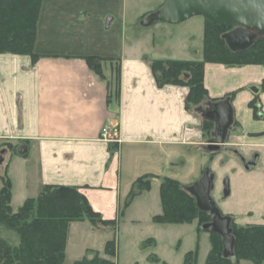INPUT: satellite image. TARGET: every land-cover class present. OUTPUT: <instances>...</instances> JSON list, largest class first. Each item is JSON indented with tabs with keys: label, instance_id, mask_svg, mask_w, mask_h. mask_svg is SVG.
Instances as JSON below:
<instances>
[{
	"label": "crops",
	"instance_id": "0c3cea01",
	"mask_svg": "<svg viewBox=\"0 0 264 264\" xmlns=\"http://www.w3.org/2000/svg\"><path fill=\"white\" fill-rule=\"evenodd\" d=\"M165 1L140 14V21ZM120 6L124 10L125 0H42L36 61L29 55L0 54V188L7 170L16 212L46 185L77 187L104 220L117 221L115 229H97L87 220L71 223L64 264L94 253L107 258L110 232L120 228L127 235L120 236L127 262L168 264L163 245L172 242L164 235L175 225H188L190 251L197 249L196 264H205L210 234L197 221L153 222L162 212L160 182L170 178L190 186L207 166L210 196L221 215L238 227L264 225V65H205L208 98L220 101L233 94L226 141L218 151H209L202 114L185 110L188 89L158 87L151 71L158 60L202 61L205 19L199 16L181 26L140 22L145 30L127 36L124 19L115 15ZM87 57L118 62V97L108 99L106 82L89 68ZM113 67L101 63L111 80ZM255 98L258 119L250 106ZM145 175L154 176L149 190L126 206L133 183ZM1 234L18 244L16 236Z\"/></svg>",
	"mask_w": 264,
	"mask_h": 264
},
{
	"label": "trees",
	"instance_id": "16d2710c",
	"mask_svg": "<svg viewBox=\"0 0 264 264\" xmlns=\"http://www.w3.org/2000/svg\"><path fill=\"white\" fill-rule=\"evenodd\" d=\"M42 0H0V54L29 55L33 61L37 22ZM141 17V22L148 16ZM230 24L216 25L205 20L204 59L202 61L158 60L151 64V71L158 87L182 86L188 89L185 110L203 114V107L218 102L208 98L203 85L204 68L207 63L227 66L264 65V37L257 39L246 51L232 52L227 47L223 35L232 31ZM86 62L102 81L106 82L107 96L119 95V64L111 59L87 57ZM112 63V80L106 78L101 63ZM233 94L222 100L231 101ZM220 100V101H222ZM257 99L251 102L254 117H260ZM202 129L206 138L212 137L214 123L202 119ZM152 175L136 180L126 199V206L143 191L150 188ZM0 225L13 231L19 238L12 245L0 238V264H64L65 245L69 226L73 222L89 221L97 229H115L116 220H104L89 205L86 197L77 187L46 185L41 193L28 199L13 212L11 202V183L7 170L1 176ZM159 195L162 212L153 218L157 224H188L197 221L199 229L211 221V215L200 211L187 186L174 179L164 178L160 182ZM235 239L234 256L224 258L221 237L210 230L211 249L205 264H237L247 260L253 264H264V225L238 227L231 223ZM146 245V243H145ZM115 240L108 241L101 257L98 253L85 257L73 264H115ZM198 251L184 255L182 264H196ZM156 260V258H152Z\"/></svg>",
	"mask_w": 264,
	"mask_h": 264
},
{
	"label": "water",
	"instance_id": "95a60500",
	"mask_svg": "<svg viewBox=\"0 0 264 264\" xmlns=\"http://www.w3.org/2000/svg\"><path fill=\"white\" fill-rule=\"evenodd\" d=\"M195 16L216 25H233L235 28L223 35L232 52L246 51L257 39L264 37V0H166L159 11L150 13L141 24L145 27L154 23L177 25ZM201 116L214 123L207 150L218 151L224 145L233 123L231 104L228 100L209 103ZM211 188L212 177L206 169L197 182L187 186V191L194 197L199 210L211 215V221L202 229L219 235L223 257L232 258L235 244L232 220L219 212L210 196Z\"/></svg>",
	"mask_w": 264,
	"mask_h": 264
},
{
	"label": "rangeland",
	"instance_id": "374dc122",
	"mask_svg": "<svg viewBox=\"0 0 264 264\" xmlns=\"http://www.w3.org/2000/svg\"><path fill=\"white\" fill-rule=\"evenodd\" d=\"M159 1L160 0H125L124 10H122L121 6H120L115 15L120 20L124 19L123 20L124 21L123 31H125L127 36H133V33L137 32L139 30H145L139 26L140 22H141L140 18H139L140 14L146 12L149 9H154L155 7H158ZM111 7H113L112 3H111ZM198 18H200V17L195 16V17L189 18V19H187V20H185V21H183L177 25L181 26L182 24H185L186 22H193V20H196ZM172 26H175V25H172ZM120 27H121V25H120ZM234 28L235 27H233L232 30ZM110 33H115V29L113 28V30ZM107 78H109V77L107 76ZM179 165L181 166V163H179ZM180 168H181V170H185L184 167H180ZM206 169H207V166H206L205 170ZM190 175H191V173H190ZM198 180H194L193 183L198 181ZM150 199H151V197H148V200H150ZM131 202L134 203L135 201L132 200ZM139 202H141V201H137V203H139ZM135 205H137V204L135 203ZM0 228H1L0 232L3 235L8 234V236H16V238L18 240V236L13 231L6 229V227H4L3 225H0ZM122 229L123 228H120L115 234H113L114 233L113 231L110 232L111 238L113 240H115L116 248H117L114 262H115V264H133L134 262H127L125 260L127 251L124 247H122V245L124 244V241H125V240H122V238H127V235H125V237L122 236ZM191 235L192 234H190V229L188 228V225H175V226L169 227V229H167V236L164 235V237L168 238L167 239L168 244L170 242H172L168 246L163 245V249L167 253V263L168 264H182L183 255L187 251H190L194 247V246H192V239L193 238H191ZM117 236H119V239H118L119 240V249L117 246ZM10 243H12V242H10Z\"/></svg>",
	"mask_w": 264,
	"mask_h": 264
},
{
	"label": "built area",
	"instance_id": "2783aa9c",
	"mask_svg": "<svg viewBox=\"0 0 264 264\" xmlns=\"http://www.w3.org/2000/svg\"><path fill=\"white\" fill-rule=\"evenodd\" d=\"M107 134H108L107 131L103 129V130H102V134H101L102 137L105 138V136H107Z\"/></svg>",
	"mask_w": 264,
	"mask_h": 264
}]
</instances>
